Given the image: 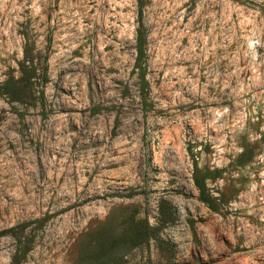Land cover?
I'll use <instances>...</instances> for the list:
<instances>
[{
  "label": "rangeland",
  "instance_id": "1",
  "mask_svg": "<svg viewBox=\"0 0 264 264\" xmlns=\"http://www.w3.org/2000/svg\"><path fill=\"white\" fill-rule=\"evenodd\" d=\"M145 1L143 105L137 0H0V264H264V0Z\"/></svg>",
  "mask_w": 264,
  "mask_h": 264
},
{
  "label": "trees",
  "instance_id": "2",
  "mask_svg": "<svg viewBox=\"0 0 264 264\" xmlns=\"http://www.w3.org/2000/svg\"><path fill=\"white\" fill-rule=\"evenodd\" d=\"M145 4H146L145 0H137L138 26L136 29V38H135L136 55L132 69V72L136 78L139 97L141 98L143 105H146L147 103L146 99L149 90V84L146 77L148 70L147 52H146L147 31L143 22V8ZM24 59L25 61H29V63H25L23 65V68L21 69L22 77L19 80L21 81L25 80L23 86L27 88V86H30L31 83L30 79L32 77L31 72L33 74V67H32V59L28 56V54H25ZM0 93L2 95H6V97H8L10 101H20V99H22V96L27 94V89L25 90V88L23 87L22 89H17L16 81L9 79L0 84ZM208 178H210L208 174L205 175L198 174V168H196L193 179H194V184L199 192L198 198L200 201L207 203L211 207L209 195L206 192L205 181ZM158 207H159L158 212L160 215L158 218L159 223L168 222L173 218L172 206L169 203H167L166 201H161ZM31 223L32 221L21 222L7 229H2L0 230V236H2L4 233H11L13 236L17 238L18 245L20 246V244H23L22 246H24L28 241L22 240L19 236V233H23L24 230ZM136 227H133L129 231L123 232L120 236L114 238L112 240L111 245L116 247H119L121 245L124 246L125 244L136 245L150 235L149 229L151 228H149L147 224L146 227H141V226L140 227L136 226ZM27 249L28 248H24V250ZM102 264H120V263L117 261L106 260Z\"/></svg>",
  "mask_w": 264,
  "mask_h": 264
}]
</instances>
